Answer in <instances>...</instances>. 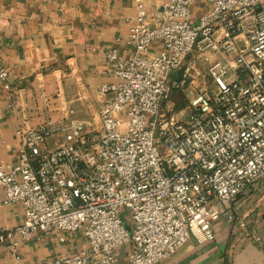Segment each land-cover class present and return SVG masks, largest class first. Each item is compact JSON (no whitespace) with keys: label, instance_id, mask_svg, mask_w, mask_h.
<instances>
[{"label":"built area","instance_id":"1","mask_svg":"<svg viewBox=\"0 0 264 264\" xmlns=\"http://www.w3.org/2000/svg\"><path fill=\"white\" fill-rule=\"evenodd\" d=\"M135 1L132 52L108 53L115 81L98 87V123H66L75 111L61 103V119L18 127L17 163L0 159L5 202L24 213L0 230L15 256L18 238L55 229L81 231L87 247L36 264H115L122 246L128 264H158L191 237L215 240L214 224L264 179V0H166L151 14ZM197 54L214 88L178 116L162 103L202 76Z\"/></svg>","mask_w":264,"mask_h":264},{"label":"crops","instance_id":"2","mask_svg":"<svg viewBox=\"0 0 264 264\" xmlns=\"http://www.w3.org/2000/svg\"><path fill=\"white\" fill-rule=\"evenodd\" d=\"M165 1L143 0L150 14ZM135 9V0H0V54L9 73L0 84L2 161L18 162V127L61 119V103L75 111L66 123H98V87L115 81L108 53L131 54L126 38ZM158 47L153 44L151 50ZM178 78L170 74L169 82ZM171 105L169 100L162 103L164 108ZM258 186L237 199L233 220L214 224L215 240L198 244L191 237L158 264H264V208L258 212L264 197L256 196ZM23 219L21 203H6L0 187V230L7 233ZM18 240L16 256L8 239L0 243V264H36L87 247L81 231L50 229ZM127 251L117 249L115 264H128Z\"/></svg>","mask_w":264,"mask_h":264},{"label":"rangeland","instance_id":"3","mask_svg":"<svg viewBox=\"0 0 264 264\" xmlns=\"http://www.w3.org/2000/svg\"><path fill=\"white\" fill-rule=\"evenodd\" d=\"M202 9V8H205V5L204 3H198L197 4V7L196 9ZM196 59L198 61V64L200 66V69H201V74L202 76L200 78H198L196 84H190V83H187L185 87L183 88H172L170 86V91H169V97H168V100L173 103V106H174V110L173 112L178 115V116H186L188 113H189V100L190 98L195 94L192 95V92H196L198 90V87L202 86V85H209L211 84V79L206 75V72H205V68L207 66V62L204 60V55L203 54H197L196 55ZM171 74L172 75H177L178 77L180 76V72L178 71H171ZM210 87L213 89L214 88V85L213 83L210 85ZM49 144L51 147H54V140L51 139L49 141ZM255 185H259L258 186V189L261 188V190H256V196L259 198H263L264 197V179L260 180V181H257L256 183H254ZM253 186V185H252ZM251 186V187H252ZM253 188V187H252ZM254 189V188H253ZM264 200V198H263ZM251 208V207H250ZM250 208H246V209H243V213H246L247 210H249ZM264 208V204L262 206H260V209L258 210L259 211H262ZM241 212V213H242ZM256 212V211H255ZM238 214L236 215V217H238L239 219L241 217H243L242 214Z\"/></svg>","mask_w":264,"mask_h":264},{"label":"water","instance_id":"4","mask_svg":"<svg viewBox=\"0 0 264 264\" xmlns=\"http://www.w3.org/2000/svg\"><path fill=\"white\" fill-rule=\"evenodd\" d=\"M125 225H126V227H127L128 229L130 228L128 224H125Z\"/></svg>","mask_w":264,"mask_h":264}]
</instances>
